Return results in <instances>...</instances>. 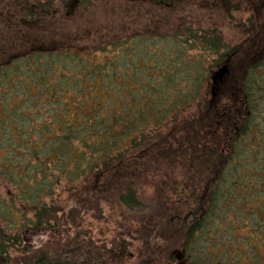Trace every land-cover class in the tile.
Segmentation results:
<instances>
[{
	"label": "rangeland",
	"instance_id": "obj_1",
	"mask_svg": "<svg viewBox=\"0 0 264 264\" xmlns=\"http://www.w3.org/2000/svg\"><path fill=\"white\" fill-rule=\"evenodd\" d=\"M55 2L56 6L58 4L57 7L47 10L34 21L28 22L25 20L26 17L16 22L7 7L0 6V9L3 8L2 14L6 15L7 19H11L0 21V51L9 53L14 49L12 52H19L17 56H20L26 54L25 50L21 51L25 45H37L41 48H52L56 45L69 46L76 50V54L67 55V64L58 62L61 68H67L73 71V75L78 74L83 78H88L95 69H101L104 74H107L101 81L103 92L100 90V81L94 83L96 88L91 80L81 79L77 75L68 77L65 73L56 76L54 83L48 87L46 82L44 85H39L42 89L38 90L40 93L36 98L28 97L35 95L37 90L34 85L28 86L27 81V84L25 83L28 86L27 94L23 96V100L29 98L30 101L35 99L42 103L43 95L50 94L49 100L54 97L55 103L52 107L46 106V109H42V112L46 110L47 114L52 116L54 123L77 121L81 117V110L85 108L84 113L88 114L89 107L95 106L99 100L104 102L98 108H106L109 112L110 108L114 109L118 102L127 106L130 102L127 97L146 86L148 80H150L147 82L148 85L153 83L152 85L155 84L157 88H160L159 84L163 81L155 65L159 68H161L160 65H166L174 76L172 81L167 83V89L163 90L166 93H174L168 100H175V103L179 105L178 97L182 99L181 101L183 96L190 98L188 92L200 99L199 80L202 72L200 71V52L190 51L185 44L180 46L178 43L160 39L143 38L125 45L116 43L120 37L131 33L154 27L171 30L181 22H190L200 28H215L218 31V36L225 48L217 52L215 57L208 56L209 63L203 66L204 70L208 68L209 81L207 87L205 86L204 99L209 107L216 111L218 119L215 125L213 124L214 130L220 132L222 124L219 122L234 114L233 99L235 93L239 94L237 90L241 86L243 74L248 80L246 89H243L240 95L247 96L246 108L249 115L232 149L234 153L231 166H236L234 167L235 175L222 184L225 185L224 192L228 190L225 200L219 203L224 207L219 206L218 224L216 226L214 223L209 224L202 234L198 233L193 237L194 240L192 239L190 243L192 246L190 260L195 263L200 260V264H257L263 261L264 243L258 244L254 239V232L259 231L258 228L264 230V195L261 194L260 198L253 200L250 198L256 197L255 190L252 189L250 194L252 197H250L245 193L238 194V188L235 189V194L234 188L229 187L233 183L242 184V186L246 184L247 187H253L255 184L257 189H261L262 184L258 182H264L262 179L264 178V65H258L254 72H246L253 60L256 61L264 56V0H180L167 9L156 8L148 4L147 0H56ZM3 4L7 5V3ZM107 43L109 46L106 47ZM19 44H22V49H18ZM178 48L180 52L177 51ZM228 50L234 51L228 54L224 62L217 63L219 56ZM149 55L152 57L150 61L142 60ZM170 56L174 58V61H170ZM107 58L115 60L117 64L102 67L100 64ZM213 58L215 61L211 63ZM50 60L58 61L56 58ZM60 60L63 61L62 56ZM93 66L96 67L93 68ZM191 66H196V71ZM223 66H226V75L221 82L212 83L211 77ZM27 67L26 73L30 68L35 69L29 64ZM95 76L98 77V75ZM48 79L51 80V77ZM55 86L58 90L55 88V92L52 93ZM74 88L76 93L73 98L71 90ZM18 96L14 95L16 98ZM188 106L192 109L195 105L192 103ZM24 107L26 106L24 105L21 109ZM40 120L41 117H38L37 121ZM15 121L17 126L22 124L21 118H16ZM225 122L229 123V120ZM2 128L6 129L5 126ZM26 137L22 136V138ZM34 137L36 136L32 139ZM12 143L11 151L18 157L22 151L17 146L18 143L13 141ZM172 164L157 169L159 172L154 177L151 173L148 175L146 171L138 177L140 179L137 183L136 195L139 204L132 209L119 206L116 202L109 207L107 202V207H104L106 205L102 203L103 205H98L99 211L94 212L87 202L81 207L83 201L80 197L76 201L69 202L67 198L69 192L61 193L54 205L59 206L63 212H67L74 205L80 206L76 222L72 224L73 228L68 231L70 233L68 236L71 240L76 234L75 238L80 239L79 242L85 253V264H118L119 261H123L116 256V252H112L123 239L128 245L126 250L129 253L137 251V245L140 248L156 243L162 249H175L185 242L184 229L157 230L159 226L163 227V222L157 220L156 215L152 213L149 214V218L153 220L151 222L147 220L148 212L162 209L165 195L181 204L182 195L175 198L168 188L172 185L187 184L188 179L183 175V171L188 166L182 165L179 159ZM248 168H252L250 170L252 173L249 175L246 173ZM257 175H262V178ZM150 178L153 180L151 183L147 181ZM262 190L264 193V189ZM15 191L14 180H10L9 177H0V195L5 201L2 203L14 207L16 213L20 210L23 212V207L16 199L14 200ZM260 192L261 190L258 194ZM192 193H194L193 200L188 201L189 204L195 203L200 190L195 189ZM80 195L83 196V192H80ZM246 201H248L247 205H245ZM4 205H0L2 210ZM145 215L146 218H144ZM224 217H227L229 221L222 222ZM231 221H233L232 224ZM161 231H163L162 236ZM258 233L263 239L264 233ZM49 234V232H39L31 235L30 239L27 237V243L32 251H39V254L43 255L61 251L63 236L55 235L53 238L49 237ZM164 234L167 237H164ZM144 243L146 245H143ZM59 251L57 255L61 253ZM260 257L261 260H259ZM10 258L15 264L18 263L17 254H13Z\"/></svg>",
	"mask_w": 264,
	"mask_h": 264
},
{
	"label": "trees",
	"instance_id": "obj_2",
	"mask_svg": "<svg viewBox=\"0 0 264 264\" xmlns=\"http://www.w3.org/2000/svg\"><path fill=\"white\" fill-rule=\"evenodd\" d=\"M9 1L0 0V6L7 7L11 15L15 17V21H22L24 17L27 22L34 21L47 10L58 6V4L55 5L56 0ZM147 1L156 8L167 9L180 0ZM3 8L0 9V21L7 19V16L1 12ZM9 20L11 19L8 18L7 21ZM143 38L171 41L180 46L185 44L190 51L200 52V71H202L199 80L200 99L186 91L190 98L183 96L181 101L182 99L178 97L179 105L175 103V100H168L174 93H166L163 90L167 89V83L172 81L174 76L166 65H160L161 68L155 65L163 81L159 84L160 88H157L155 84L152 85L153 83L148 85L147 82L150 81L148 80L143 89L139 88L134 95L127 97L130 101L127 106L118 102L114 109L110 108L109 112L106 108H98L104 102L99 100L95 106L89 107L88 114L84 113L85 108L81 110V117L77 121L54 123L52 116L47 114L46 110L42 112L46 106L52 107L55 103L54 97L49 100L50 94L43 95L42 103L35 99L30 101L29 98L23 100L28 86L34 85L37 90L35 95L28 97L36 98L40 93L38 90L42 89L39 85H44L46 82L48 87L54 83L56 76L66 73L68 77L77 75L81 79L91 80L95 87L94 83L100 81L102 91L101 81L107 74H104L101 69H95L88 78H83L78 74L73 75V71L67 68H61L58 62L67 64V55L76 54V50L69 46L56 45L52 48H41L37 45H25L23 48L22 44H19L18 49L23 48L21 51L26 52L20 56H17L19 52H12L14 49L9 53L0 51V177H9L10 180L15 181L14 200L16 199L24 210L16 213L14 207L2 203L5 201L0 195V205H4L3 210L0 208V264H15L10 258L13 254H17V264H85V253L79 242L80 239L75 238L76 234L71 240L68 236L70 234L68 231L76 222L80 206L74 205L67 212H63L59 206L54 205L61 193L69 192L67 195L69 202L76 201L80 197L83 201L81 207L87 202L94 212L99 211L98 205H103L102 203L106 205L104 207H107V202L109 207L116 202L119 206L132 209L139 204L136 195V187L140 179L138 177L145 171L154 177L159 172L157 169L162 166H171L177 159L182 161V165L188 166L183 171V175L188 179L187 184L169 186L168 191L172 192L175 198L182 195L183 198L180 201L183 205L165 195L162 209H155L157 208L155 207V210L148 212L147 220L149 222L153 220L149 218V214L152 213L156 215L157 220L163 222V227L161 225L157 230L177 229L181 219L174 217H181L188 205H192L188 202L194 196L192 192H195V186L192 183L199 181L200 221L197 226L190 229L185 236V241L190 244L195 237L193 232L197 229H200L202 234L209 224L214 223L215 226L218 224L219 206L224 207L219 203L225 200L228 190H225V193V185L222 184L235 175L234 167L236 166H231V158L237 137H234L230 130L224 141L214 130L218 119L216 111L209 107L204 99L209 81L208 68L204 70L203 66L209 63L208 56L215 57L217 52L225 47L215 28H200L190 22H181L171 30L154 27L131 33L120 37L116 44L125 45ZM109 43L105 46H109ZM104 51L106 52L107 48ZM177 51L181 50L178 48ZM233 51H225L226 53L219 56L217 63H222ZM61 56L63 61L60 60ZM53 58L58 61L50 60ZM151 58L149 55L142 60L150 61ZM173 59L170 56V61H174ZM211 60V63L215 61L214 58ZM114 61L107 58L100 65L104 67L117 64ZM28 64L35 69L30 68L26 73ZM261 64L264 65V56L260 61L249 66L247 72H254ZM191 68L194 71L197 69L196 66ZM49 77L51 80L48 79ZM247 80V77L242 79L241 85L244 90ZM27 81L28 86H26ZM55 88L58 90L55 86L52 93L55 92ZM71 91L74 98L76 88ZM14 95L19 96L16 98ZM192 103L195 106L190 109L188 105ZM24 105L26 107L21 109ZM38 117H41L39 122ZM16 118L22 119L21 125L17 126ZM245 119L247 120L248 116ZM241 123L244 126L245 120ZM3 126L6 129H3ZM22 136L27 137L22 138ZM33 136L36 137L32 139ZM12 141L18 143L17 146L22 151L18 157L11 151ZM150 168L156 173L151 172ZM152 179L147 181L151 183ZM233 190L236 194L235 189ZM244 191L245 188H238V194ZM80 192L84 195H80ZM247 204L248 201L245 205ZM202 211H204L203 214ZM227 220L228 218L224 217L222 222ZM258 230L254 232V239L259 245H263L264 238L262 239L258 232L264 233V230L261 228ZM39 232H49V237L53 238L55 235L63 236V248L61 251L57 250L61 253L57 255V252H53L43 255L39 254V251H32L27 243V237L30 239L31 235ZM261 259L260 257L259 260ZM263 263L264 260L257 264Z\"/></svg>",
	"mask_w": 264,
	"mask_h": 264
},
{
	"label": "flooded vegetation",
	"instance_id": "obj_3",
	"mask_svg": "<svg viewBox=\"0 0 264 264\" xmlns=\"http://www.w3.org/2000/svg\"><path fill=\"white\" fill-rule=\"evenodd\" d=\"M260 60H261V58L257 59L256 61L253 60L250 64H255L257 61H260ZM247 70H246V72H247ZM254 71H256V70H254ZM244 76L245 75L243 74V78H244ZM237 91L239 92V94L235 93V97L233 99L234 105L232 106L233 107L232 112L234 114L233 115L231 114V117L225 118L224 121H222L220 119L221 121L219 122L220 124H222V127L220 128V132H218V136L220 137V139H223L224 141H225V138L227 137V135L230 133V130L232 132V135H234V137L235 136L238 137L239 131L243 128L241 122L244 121L245 117L248 116V114H249V111L246 108L247 96H246V94H245V96L242 95V97L240 95V93H242V91H243L242 85L238 88ZM228 120H229V123L225 122ZM223 122H225L224 125H223ZM248 169L249 170H246V173H248V175H249L252 173V172H250V170L252 168H248ZM257 177L262 178V175L261 176L257 175ZM262 179H264V178H262ZM263 183L264 182H262V181L260 183L258 182V184H262V186L260 187L261 189H257L255 184L253 185V187L252 186L247 187L248 185H246V184H245V186H242V184L236 185V183H233L229 188L244 189V187H246L248 190L244 191V193L247 196H249L252 193V189H253L256 192V194L254 193V195H256L255 198H257V197L260 198V196H262L261 194L264 195L263 190H262V189H264ZM192 185L195 186V189H200V182L192 183ZM259 190H261L260 194H258ZM250 197H252V196L250 195ZM196 199L197 200L195 201L194 204L188 205V208L185 209V211L181 217H174V218L181 219V224L179 227H177V229H184L185 230V236H187L190 229L192 230L195 226L198 225V223L200 221V213H199L200 212V195ZM250 199H253V198H250ZM191 200H193V199H191ZM198 201H199V203H197ZM198 213H199V216H198ZM203 213H204V211H202V214ZM197 216H198V218H197ZM174 218H172V220ZM162 232L163 231L160 232V235ZM198 233H200V229L199 230L197 229L195 232H193V234L195 236ZM156 234H157V232H156ZM164 237H167L166 234H164ZM143 245H146V243H144ZM137 246H138L137 251L136 250L132 251L133 254L129 253L128 250H126L128 245H126L124 239L121 240V242H119V245L116 247V249L112 251L113 253H115V252L117 253L116 256L119 257V259H123V261H119L118 264H129V262H131L130 264H200V260L196 263L190 260V250H192V246L190 244H188L187 241H185L183 244H181V246H178L175 249L174 248L162 249V248L158 247L156 245V243H154L152 245H148V246H143L140 248H139V245H137ZM116 256L114 255V257H116Z\"/></svg>",
	"mask_w": 264,
	"mask_h": 264
},
{
	"label": "water",
	"instance_id": "obj_4",
	"mask_svg": "<svg viewBox=\"0 0 264 264\" xmlns=\"http://www.w3.org/2000/svg\"><path fill=\"white\" fill-rule=\"evenodd\" d=\"M227 69L226 66H223L220 70H218L212 77V83H216V81L221 82L222 78L226 75Z\"/></svg>",
	"mask_w": 264,
	"mask_h": 264
}]
</instances>
